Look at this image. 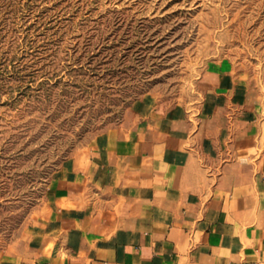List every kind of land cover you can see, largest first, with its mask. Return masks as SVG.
Returning <instances> with one entry per match:
<instances>
[{"label": "rangeland", "instance_id": "rangeland-1", "mask_svg": "<svg viewBox=\"0 0 264 264\" xmlns=\"http://www.w3.org/2000/svg\"><path fill=\"white\" fill-rule=\"evenodd\" d=\"M219 67L255 91L263 155L264 0H0V247L66 158Z\"/></svg>", "mask_w": 264, "mask_h": 264}, {"label": "crops", "instance_id": "crops-1", "mask_svg": "<svg viewBox=\"0 0 264 264\" xmlns=\"http://www.w3.org/2000/svg\"><path fill=\"white\" fill-rule=\"evenodd\" d=\"M66 158L0 264H264L259 102L228 68Z\"/></svg>", "mask_w": 264, "mask_h": 264}]
</instances>
